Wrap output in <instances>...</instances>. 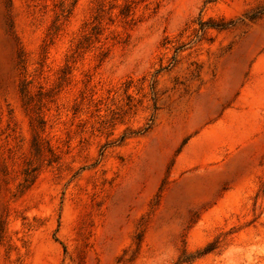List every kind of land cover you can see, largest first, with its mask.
I'll return each mask as SVG.
<instances>
[{
	"label": "rangeland",
	"instance_id": "1",
	"mask_svg": "<svg viewBox=\"0 0 264 264\" xmlns=\"http://www.w3.org/2000/svg\"><path fill=\"white\" fill-rule=\"evenodd\" d=\"M0 264H264V0H0Z\"/></svg>",
	"mask_w": 264,
	"mask_h": 264
}]
</instances>
